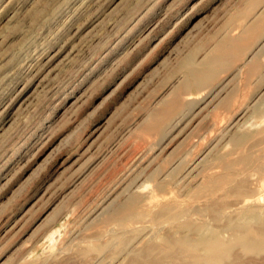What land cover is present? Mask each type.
<instances>
[{
    "label": "rangeland",
    "instance_id": "obj_1",
    "mask_svg": "<svg viewBox=\"0 0 264 264\" xmlns=\"http://www.w3.org/2000/svg\"><path fill=\"white\" fill-rule=\"evenodd\" d=\"M260 2L0 0V264L152 260L182 225L264 209V81L242 60L190 79Z\"/></svg>",
    "mask_w": 264,
    "mask_h": 264
},
{
    "label": "bare ground",
    "instance_id": "obj_2",
    "mask_svg": "<svg viewBox=\"0 0 264 264\" xmlns=\"http://www.w3.org/2000/svg\"><path fill=\"white\" fill-rule=\"evenodd\" d=\"M262 169L264 170V165L262 166ZM198 186L194 189L195 191L201 190L200 188L198 189ZM202 189H204V188H202ZM198 192H200V191H198ZM137 199H138V197H137ZM137 199H136V197H134V195L132 198L129 197L126 205H124L123 207H120L121 205L119 204L120 208L119 207L116 209L113 208L114 209V210H112L113 213L120 216L119 220L126 218V217L127 218L132 217L134 220V214L132 211V207L135 205ZM138 207L139 206H137V209L139 210ZM163 208H166V206ZM165 210L163 212H166ZM167 210L170 211V209H167ZM263 210L257 211L256 209L247 208L241 212H238L237 216H234L235 219L229 220L227 223H225L224 226H220V227H218V226L212 227L211 224L208 225L206 223H201V224L196 223L197 225H195V226H191L188 224L187 225L180 224L182 226L179 229H178V227L174 228V229H178V231H176L170 235H166V236L161 235L160 236L159 240H161V242L163 241L167 245V247H169L170 250L165 251L163 248L161 249V247L159 245L156 246L153 244V246H155V248L160 247V253L163 252V254H164L166 252L167 255L165 254V256L162 255L159 258L157 257L156 259H152L151 258L152 254H151L150 258L152 260L140 261V257H139L140 255L138 256L139 253H137L133 257H131L127 262H124V263L121 262L120 263L119 262L121 260L120 259L118 261L119 262L118 264H182L179 261V260H181L182 256H181V254H179V252L177 253L176 248H179V249L183 250V252H186L185 257H190V262H187L186 264H196L197 261H198V263L200 261H202L203 264H206L207 261H209L211 258L225 255L227 252L230 251V249H232V247L235 244H238L244 250H251L253 248L264 247V211ZM102 211H103V208H102ZM196 211H198V210H196ZM139 212H141V211H138L135 213H139ZM113 213L111 215H113V217H114ZM199 214H201V213H199ZM136 216H138V215H136ZM228 217L230 218V216H228ZM132 218H130V220ZM107 219H108V216H107ZM125 220H127V219H125ZM135 220H137V219H135ZM184 224H186V223H184ZM223 231L224 232H226V231L230 232L229 234H226L227 236L228 235L230 236V237H228L227 240L223 236ZM159 240H158V242H159ZM146 246H148V244ZM146 246H145V248H146ZM153 246L151 248H153ZM148 250H150V248ZM146 252H145V254H146ZM153 253H155V252H153ZM193 253L195 254V256ZM147 254H149V253H147ZM157 254L158 253H156V255ZM122 255H123V253H122ZM197 255H198V257H196ZM145 258L147 259L148 255Z\"/></svg>",
    "mask_w": 264,
    "mask_h": 264
},
{
    "label": "crops",
    "instance_id": "obj_3",
    "mask_svg": "<svg viewBox=\"0 0 264 264\" xmlns=\"http://www.w3.org/2000/svg\"><path fill=\"white\" fill-rule=\"evenodd\" d=\"M260 3L259 11L252 13L236 34L223 35L213 54L207 55L199 68L190 69V79L202 85L242 60L239 68H244L246 80L264 81V0Z\"/></svg>",
    "mask_w": 264,
    "mask_h": 264
}]
</instances>
